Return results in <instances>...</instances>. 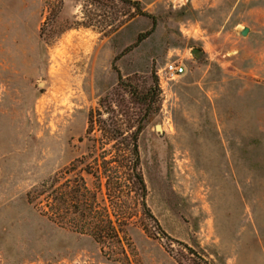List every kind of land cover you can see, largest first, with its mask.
Returning <instances> with one entry per match:
<instances>
[{"label": "rangeland", "instance_id": "obj_1", "mask_svg": "<svg viewBox=\"0 0 264 264\" xmlns=\"http://www.w3.org/2000/svg\"><path fill=\"white\" fill-rule=\"evenodd\" d=\"M132 1L158 22L125 53L150 20L106 35L89 0H0V264H192L177 242L209 264H264V0ZM172 61L186 73L161 86ZM154 80L149 107L127 93ZM127 108L143 119L146 204L168 238L126 188L122 205L107 199L111 146L97 125L87 135L88 118ZM59 176L85 178L119 216L120 244L61 228L28 204V192Z\"/></svg>", "mask_w": 264, "mask_h": 264}, {"label": "trees", "instance_id": "obj_2", "mask_svg": "<svg viewBox=\"0 0 264 264\" xmlns=\"http://www.w3.org/2000/svg\"><path fill=\"white\" fill-rule=\"evenodd\" d=\"M89 1L91 6L96 8L95 18H93L95 24L93 26L103 25L106 35L116 33L124 25L136 18H144L152 22L153 27L151 30L140 34L136 44L127 49L125 53L146 41L156 31L157 18L147 12L139 1ZM100 11L104 13V17L98 13ZM153 83L155 86L144 93H139L138 91H128L127 93L132 97L137 96L140 99L139 104H142V106L149 107L151 104V96L157 98L159 95L156 80ZM120 84L121 86H126L122 77L120 78ZM101 103L102 106L111 107L108 97H105ZM130 110L127 108V110H121V113L115 111L108 112L111 115L107 120L101 118L96 120L95 114L90 113L87 135H91L95 130L94 126L97 125V131L101 135L100 141H102L103 146H111L110 150L103 156V177L105 178L107 199L111 205L114 207L118 204L120 205V203L121 205L123 204L122 190L126 188L128 195L129 193L130 196L133 195L132 200L136 204L140 203L144 216L156 224L163 238H168L146 204L147 187L141 172L139 147V140L144 130V124L143 119L139 120L135 118ZM98 115L102 117L100 113ZM144 117H147V115ZM144 119L146 120V118ZM108 157L109 160H107ZM85 172L88 175L92 174L88 170ZM94 177L98 181V184L103 180L102 173L94 175ZM97 188V191L101 193V185L97 186ZM27 201L41 216L46 217L49 221L61 228L81 236H89L102 245L121 243L119 235L120 229L118 228L121 225L119 216L111 214L108 208H105L106 206L104 208L100 206L98 194L88 187L85 178L82 176L68 179H63L60 176L53 178L28 192ZM126 205L122 208H127ZM42 207H45L48 211L46 212ZM129 215L130 217L126 218L125 221H132L135 217L133 214ZM177 244L183 251H186L192 264H209L203 254L194 251L181 242H177ZM124 253L125 255H122L126 257V252ZM182 253L185 255L184 252Z\"/></svg>", "mask_w": 264, "mask_h": 264}, {"label": "built area", "instance_id": "obj_3", "mask_svg": "<svg viewBox=\"0 0 264 264\" xmlns=\"http://www.w3.org/2000/svg\"><path fill=\"white\" fill-rule=\"evenodd\" d=\"M185 73L186 67L183 64L172 61L166 63L164 69L157 75L160 80V85L163 86V84H168L182 77Z\"/></svg>", "mask_w": 264, "mask_h": 264}, {"label": "water", "instance_id": "obj_4", "mask_svg": "<svg viewBox=\"0 0 264 264\" xmlns=\"http://www.w3.org/2000/svg\"><path fill=\"white\" fill-rule=\"evenodd\" d=\"M249 30L248 29H245L243 32H242V36H246L248 34ZM198 52V50H195L194 51V54H196ZM157 130L160 132L161 131V127H157Z\"/></svg>", "mask_w": 264, "mask_h": 264}]
</instances>
